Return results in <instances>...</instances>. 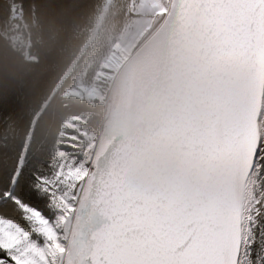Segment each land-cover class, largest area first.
Returning <instances> with one entry per match:
<instances>
[{
  "label": "snow or ice",
  "instance_id": "6c2138e0",
  "mask_svg": "<svg viewBox=\"0 0 264 264\" xmlns=\"http://www.w3.org/2000/svg\"><path fill=\"white\" fill-rule=\"evenodd\" d=\"M194 49L245 78L159 180L136 157L59 145L0 160V264H264V0H170Z\"/></svg>",
  "mask_w": 264,
  "mask_h": 264
},
{
  "label": "trees",
  "instance_id": "16d2710c",
  "mask_svg": "<svg viewBox=\"0 0 264 264\" xmlns=\"http://www.w3.org/2000/svg\"><path fill=\"white\" fill-rule=\"evenodd\" d=\"M105 3L0 0V160L11 162L26 147L29 165L50 159L69 140L65 134L74 133L66 123L76 116L84 118L82 128L99 130L100 104L66 95L71 79L52 93L87 42ZM12 5L21 19H12ZM125 5L126 0H112L109 29L122 26ZM10 23L20 26L28 46L12 43Z\"/></svg>",
  "mask_w": 264,
  "mask_h": 264
},
{
  "label": "water",
  "instance_id": "95a60500",
  "mask_svg": "<svg viewBox=\"0 0 264 264\" xmlns=\"http://www.w3.org/2000/svg\"><path fill=\"white\" fill-rule=\"evenodd\" d=\"M15 10L16 7L11 8L12 12ZM16 17L18 14H13V18ZM187 36L189 35L178 23L177 16L171 8L161 28L148 39L128 63L125 74L130 79L133 65L143 54L142 52L152 44L154 49L152 47L150 49L154 52L153 56L157 60L158 69L153 77L151 75V81H148V77L144 76L145 84L141 82L143 86H149L148 90L137 99L135 96L133 97L126 116L121 122L120 130H123L115 137L105 152L108 159L138 158L149 169L151 177L159 180H168L177 175L179 162L175 147L186 136L193 133L195 122L199 121L201 116L200 112L195 111L196 107L200 104L202 106L204 99L209 100L214 92L212 87L209 89L207 86L203 93L205 98H202L201 94H197L200 99L196 97V100L195 90L189 93L190 86L198 87L202 85H200V81L208 84L212 78L214 80L215 73L212 69L215 68L213 67L215 65L199 54L193 45H187ZM174 40H177V45H179L177 46L179 51L177 48L175 50L177 53L175 57L172 53L176 45ZM182 42L184 43L181 44ZM30 58L32 61H36L35 56ZM178 61L183 64L180 83L176 86L175 77L178 79L180 70ZM147 67H150V63L147 64ZM217 79H222L220 82L223 93H226V100L220 109H229L230 111L234 107L235 101L233 113H238L253 103L249 83L245 78L225 70L222 78L218 76ZM150 86H157L154 90L161 86V92L157 99L155 94L153 99V87ZM240 86L242 87L240 88ZM211 101L214 106V99ZM209 104L207 103L208 107ZM202 119L203 116H201Z\"/></svg>",
  "mask_w": 264,
  "mask_h": 264
},
{
  "label": "rangeland",
  "instance_id": "374dc122",
  "mask_svg": "<svg viewBox=\"0 0 264 264\" xmlns=\"http://www.w3.org/2000/svg\"><path fill=\"white\" fill-rule=\"evenodd\" d=\"M111 2L112 0H106L87 42L52 93V96L57 94L65 80L71 79L72 86L65 91L66 95L100 104L103 115L97 132L82 128L81 122L84 118L76 116L66 123V127L74 133L65 134L69 138L65 145H83L88 149L95 147L100 153H105L123 130H120L121 122L133 99L134 79L131 77L127 82V65L148 39L161 28L172 8L170 0H126L122 26L114 30L109 29ZM13 13L18 14V17L13 18ZM21 18V12L16 7L15 12H12V19L16 21ZM11 26L8 37L12 43L28 46L25 34L19 30L20 26ZM186 38L187 41L191 40L189 36ZM192 45V41L189 42V46Z\"/></svg>",
  "mask_w": 264,
  "mask_h": 264
},
{
  "label": "bare ground",
  "instance_id": "6f19581e",
  "mask_svg": "<svg viewBox=\"0 0 264 264\" xmlns=\"http://www.w3.org/2000/svg\"><path fill=\"white\" fill-rule=\"evenodd\" d=\"M190 41H191L190 39L188 41H186L187 45L189 44ZM174 43L176 45H175L174 50H173L172 53H173V56L175 57L176 56L175 54H177L175 52V50L177 48V51H179V49L177 47L179 45H177V40H174ZM183 43L184 42H182L181 44H183ZM150 47H152V44L150 45ZM150 47L142 52L143 54H141L140 58L137 59V61L133 65V70H132L133 73H132L131 77L134 79V87H133L134 94H133V97L135 96V99H137L138 96L141 97L142 94L145 93L148 90L149 86H143V84H142V82L145 84V81H143L144 76L148 77V81H151V78L153 77V74L158 69L157 60L154 59V56H153L154 52H153L152 49H150ZM152 48L154 49V47H152ZM149 59H151L150 62H148ZM149 63H150V66L152 65L151 67H147V64H149ZM178 63H179L180 70L178 71V79H177V77H175L176 86H178L179 83H180L179 81L181 79L182 64H183V63L181 64V61H178ZM213 67H215V68H213ZM213 67H212L213 68L212 71H214L215 75H214V80H213V78L211 79L212 84H211V81H209L208 84L202 83V81H200L199 83H200V85L202 84L201 86H198V87L197 86H190L191 88L189 90V93L193 92V90H195V95H196L195 96V100H196L197 94H201L202 98H205L203 93H205V88L207 86H208L209 89L212 87V91H214L212 93V96L209 97V100L208 99H204L203 105L201 106V104H200V106L196 107L195 111L197 113L200 112L201 116H203V119L201 120V116H200V118L198 119L199 121L195 122V126L193 127L194 131L196 129H198L216 110L220 109L222 107L223 103L226 100V93H223L222 84L220 82L222 79H217L218 76H220V78H222L223 72L226 69L218 67V66H213ZM148 68H150V69H148ZM151 75H152V77H151ZM126 80L128 82L127 76H126ZM150 87H153V99H154V94L156 95V99H157L159 94H160V92H161V86H158V89H156V90H154V89L157 86H150ZM241 87L242 86H240V88ZM218 90H220V91L217 92ZM149 91H150V89H149ZM197 98L200 99L199 96ZM211 99H214V101H215V105L214 106H212L213 103H212ZM207 103H210L211 105L209 104V107H208ZM235 105H236V102L234 101V107L230 111L228 109V111L233 113V111L235 109Z\"/></svg>",
  "mask_w": 264,
  "mask_h": 264
}]
</instances>
